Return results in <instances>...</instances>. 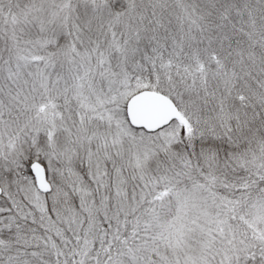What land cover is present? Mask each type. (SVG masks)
<instances>
[{
	"label": "snow or ice",
	"instance_id": "obj_1",
	"mask_svg": "<svg viewBox=\"0 0 264 264\" xmlns=\"http://www.w3.org/2000/svg\"><path fill=\"white\" fill-rule=\"evenodd\" d=\"M0 264H264V0H0Z\"/></svg>",
	"mask_w": 264,
	"mask_h": 264
}]
</instances>
